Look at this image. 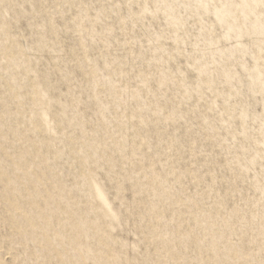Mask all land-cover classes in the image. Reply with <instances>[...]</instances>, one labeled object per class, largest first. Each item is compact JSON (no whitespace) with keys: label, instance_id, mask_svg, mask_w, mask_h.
<instances>
[{"label":"rangeland","instance_id":"rangeland-1","mask_svg":"<svg viewBox=\"0 0 264 264\" xmlns=\"http://www.w3.org/2000/svg\"><path fill=\"white\" fill-rule=\"evenodd\" d=\"M0 264H264V0H0Z\"/></svg>","mask_w":264,"mask_h":264}]
</instances>
